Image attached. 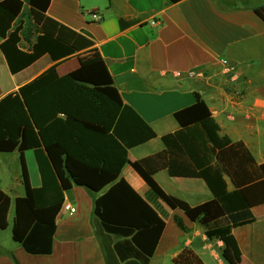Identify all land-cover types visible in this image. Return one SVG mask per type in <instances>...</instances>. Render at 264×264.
<instances>
[{"label": "crops", "instance_id": "obj_1", "mask_svg": "<svg viewBox=\"0 0 264 264\" xmlns=\"http://www.w3.org/2000/svg\"><path fill=\"white\" fill-rule=\"evenodd\" d=\"M262 4L264 0H181L173 4L166 0H50L49 17L93 40L92 46L58 62L56 70L62 76L84 64L105 63L122 101L156 132L155 138L128 149L130 162L163 149L161 137L179 129L174 112L191 105L198 92L218 123L220 135L242 143L260 164L264 162ZM93 12L100 13L102 20L95 21ZM19 24L24 31L30 26L20 17ZM27 43L23 40L22 47ZM222 58L234 65L233 72L223 68ZM55 63L45 54L12 74L0 50V99ZM189 72L194 75L189 77ZM24 156L31 185L39 187L33 151H25ZM30 164L35 168L33 179ZM120 178L165 222L149 264H172L185 247L204 264H264V204L252 207L253 222L232 228L241 250V259L236 261L221 240L207 238L204 226L190 221L180 209L168 207L130 164L122 168ZM154 178L166 193L192 206L212 198L200 178L171 177L165 170ZM226 181L227 189L232 190L234 186L228 178ZM0 188L11 198L9 228L14 199L25 194L17 150L0 152ZM99 194L82 186L65 192L63 203L76 210L70 214L60 209L50 254L27 253L13 238L3 235L5 229L0 230V264H140L136 259L119 260L114 250L116 238L104 230L93 211ZM176 216L184 230L176 224ZM226 223L224 218L216 225Z\"/></svg>", "mask_w": 264, "mask_h": 264}, {"label": "trees", "instance_id": "obj_2", "mask_svg": "<svg viewBox=\"0 0 264 264\" xmlns=\"http://www.w3.org/2000/svg\"><path fill=\"white\" fill-rule=\"evenodd\" d=\"M169 4L181 0H166ZM50 0H0V50L12 74L43 55L55 64L0 99V152L19 153L25 194L14 199L12 238L30 254H50L56 218L64 194L73 186L100 193L94 214L114 235L120 261L149 264L165 227L164 220L123 178L130 164L139 177L171 209L205 228L208 239L221 240L240 261L232 228L254 221L251 209L264 204V162L256 164L242 143L220 135V127L198 92L195 101L174 112L179 125L161 137L163 149L130 162L128 149L156 137L154 129L125 104L103 61L84 64L60 76L57 63L93 45V40L46 14ZM29 6L26 31L16 20ZM264 14V4L259 6ZM123 26V21L120 20ZM23 40L28 41L25 48ZM32 150L41 185H31L25 151ZM202 179L212 198L192 206L166 193L154 178ZM226 178L234 188L227 189ZM11 198L0 188V230L8 226ZM226 218L228 223L216 225ZM179 228L182 220L175 217ZM172 264H204L183 248Z\"/></svg>", "mask_w": 264, "mask_h": 264}, {"label": "built area", "instance_id": "obj_3", "mask_svg": "<svg viewBox=\"0 0 264 264\" xmlns=\"http://www.w3.org/2000/svg\"><path fill=\"white\" fill-rule=\"evenodd\" d=\"M91 16H92V18H93L95 21H100V20H102V15H101L100 13H98V12H93V13H91ZM220 62H221V64H222L223 68H224L226 71H228V72H233V71L235 70L234 65L231 64L230 61H229L228 59H226V58H222V59L220 60ZM175 75H176V76H180L181 73H180V72H176ZM193 75H194L193 72H189V73H188V76H189V77H191V76H193ZM62 208L68 210L70 214L73 213V212H75V210H76L73 206H71V205H69V204H67V203H63Z\"/></svg>", "mask_w": 264, "mask_h": 264}, {"label": "rangeland", "instance_id": "obj_4", "mask_svg": "<svg viewBox=\"0 0 264 264\" xmlns=\"http://www.w3.org/2000/svg\"><path fill=\"white\" fill-rule=\"evenodd\" d=\"M28 11H29V10H28V6L26 5L25 8H24L23 14L20 16V19H23L24 22H27V23L30 22V17H29V12H28ZM27 27H28V26H27ZM34 163H35V162H34ZM34 169H35V168L32 167V164H30V174H31L32 179L35 178V170H34ZM22 194H24L23 191H22ZM11 209H12V210H11V213L14 215L13 206H12ZM9 224H10V225H9V228H6V229L4 230V234H3V235L9 237V239H12V225H11V219L9 220Z\"/></svg>", "mask_w": 264, "mask_h": 264}]
</instances>
